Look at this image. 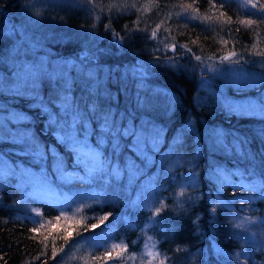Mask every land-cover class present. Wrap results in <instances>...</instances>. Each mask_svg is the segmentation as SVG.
Listing matches in <instances>:
<instances>
[{
  "label": "trees",
  "instance_id": "obj_1",
  "mask_svg": "<svg viewBox=\"0 0 264 264\" xmlns=\"http://www.w3.org/2000/svg\"><path fill=\"white\" fill-rule=\"evenodd\" d=\"M18 23L46 57L77 68L0 81V264H264V11L247 0H0L2 70L4 28ZM229 53L236 69L261 73L240 87L257 96L249 110L200 82L207 59ZM24 83L34 96L11 92ZM101 110L116 117L112 136ZM64 116L70 138L88 125L78 146L63 138ZM23 134L38 151L16 142ZM81 152L103 167L90 172Z\"/></svg>",
  "mask_w": 264,
  "mask_h": 264
},
{
  "label": "rangeland",
  "instance_id": "obj_2",
  "mask_svg": "<svg viewBox=\"0 0 264 264\" xmlns=\"http://www.w3.org/2000/svg\"><path fill=\"white\" fill-rule=\"evenodd\" d=\"M37 1L39 2V0H28L30 6H34ZM4 31L8 34L6 39L12 44L7 48L8 58L2 61L4 70H2V65L0 68V81L5 79L7 82L2 85L6 84V86H9V84H11L9 81L12 78L22 83L25 79L30 77L32 82H34L36 77H39L40 74L45 72V68L47 72L49 71L58 76H62L64 73L67 74L68 71L65 69V65L70 67L72 60H58L56 58L46 57L47 54L43 53V48H41L43 46L42 39H39L38 36H34L31 31L27 30L26 26L18 23L15 24L14 31H10V27L8 28V26H5ZM171 46L173 48V45ZM224 56H229V54ZM222 57L213 58L212 60L207 59L205 67L207 73H205L204 76H200V82L202 84L212 83L216 94H219L222 99L229 100L232 104L235 101H239L248 106L252 101L256 100L257 96L255 92L249 94L247 91H240V87L259 80L258 78L261 76V73L257 71H248L243 68L236 69L237 67L231 64L230 57L227 60H223ZM72 65H75V62H73ZM198 65L199 64H197V66ZM76 68L77 66L75 65L74 69ZM3 71H5L4 73L7 75L5 78H3ZM215 80L221 82L217 83L216 87L214 86V84H216L214 83ZM227 84H229L231 88L225 89ZM261 92L264 93V89H262ZM1 119L2 116L0 113V120ZM253 220L254 219H243V221L248 224H251ZM249 236L252 235L249 234Z\"/></svg>",
  "mask_w": 264,
  "mask_h": 264
},
{
  "label": "snow or ice",
  "instance_id": "obj_3",
  "mask_svg": "<svg viewBox=\"0 0 264 264\" xmlns=\"http://www.w3.org/2000/svg\"><path fill=\"white\" fill-rule=\"evenodd\" d=\"M88 2L92 3V0H88ZM247 3H249L252 8H258L259 10L264 11V3H261L260 0H247ZM181 6L185 9H192V11H196V9L193 7L192 4H183ZM213 7H215V5H213ZM241 23L251 25L254 23V21L242 20ZM106 27H107V25H106ZM153 35H155L154 32H153ZM224 43H227V41H224ZM230 55H234V53H229V56ZM229 56H224V57H222V59L227 60L229 58ZM196 59L199 60L200 57L197 56ZM71 68H75V65H72ZM81 68H82V72H85L86 66L82 65ZM65 69L70 71V68L68 65H65ZM137 75L139 76L140 79H143V77L139 73ZM85 79L89 82H95V81H98V76H95L91 72H85ZM58 82H59V80H58ZM64 88L67 89V81H65V87ZM35 91H36L35 87H29L27 83H24V85L22 87L17 88L16 90L11 91V92L16 96H22V95H26V94L30 95V96H34ZM99 94H100V87H99L98 82L96 83L94 89H91V83H90L89 95L90 96H98ZM57 99L60 101V105L61 104L64 105V110L67 111L68 107H69V103L71 102L69 96L67 95V91H63L62 93H58ZM139 103H140V101L138 100V104ZM86 107H87V111L89 114H95L98 110V106L94 103H90ZM250 107L251 106L238 107V110L245 111V110H249ZM44 110L47 111V109H44ZM259 111L264 112V103H261L259 105ZM99 114L102 117V119H101V121H102L101 131L104 132L108 136H112L113 129L115 127H117L116 126V117L110 111L104 112L101 110ZM25 119H26V117L20 116L18 118V122H23V120H25ZM61 121L63 122V126L61 127V132L63 134V138L65 140L71 142L73 144V146H78L79 144L76 143V141H79L80 133L87 130V127H88L87 123H85L83 121L76 123L75 124V128H76L75 136L70 138L69 134L72 132V128H73V124H72L70 118L67 116H64V117H61ZM57 123H60V121H57ZM120 127L123 128L124 125L121 124ZM144 131L146 132L147 129H145ZM123 135H125V136L129 135V132L127 131L126 128L124 129ZM131 136H137V133L135 131H132ZM137 139L138 140H144V139H146V137L143 134H141L140 136H137ZM217 139L219 140L220 138L217 137ZM16 142L23 145L25 147L26 151H29V152L38 151L37 146L33 143L31 137L28 136L27 134L21 135L20 139ZM81 157H82L81 162L85 165V167H88L90 169V172H92V173L100 170L103 167V162L100 159L99 154H97V153H94V152L83 153V152H81ZM57 171L62 173L63 170L58 167ZM255 191L256 190L253 189L254 194H255ZM259 195L261 198H264V185L261 186V191L259 192ZM156 211L159 212L160 209H157ZM59 219L60 218L57 217V220H59ZM107 219H108V216L99 217V222L103 223V221H105ZM98 226H99L98 223H93L91 225L86 226L84 230L87 231L88 228L95 229ZM31 231L36 233V232H39V229L33 228ZM68 238H70V237L68 235H65L64 239L67 240ZM46 239H47V237H45V240ZM53 254H55V249L53 250ZM105 256H106V258L110 259L111 253L108 252L105 254ZM0 259H3V257H0ZM44 264H46V262H44Z\"/></svg>",
  "mask_w": 264,
  "mask_h": 264
},
{
  "label": "water",
  "instance_id": "obj_4",
  "mask_svg": "<svg viewBox=\"0 0 264 264\" xmlns=\"http://www.w3.org/2000/svg\"><path fill=\"white\" fill-rule=\"evenodd\" d=\"M171 48H172V46H171Z\"/></svg>",
  "mask_w": 264,
  "mask_h": 264
}]
</instances>
